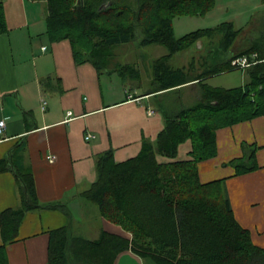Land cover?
Returning <instances> with one entry per match:
<instances>
[{
	"label": "trees",
	"instance_id": "obj_1",
	"mask_svg": "<svg viewBox=\"0 0 264 264\" xmlns=\"http://www.w3.org/2000/svg\"><path fill=\"white\" fill-rule=\"evenodd\" d=\"M44 1L50 40L68 39L76 62L90 61L103 71L113 64L119 44L141 36L140 45L159 43L168 48L167 54L151 62L152 92L178 90L193 81L199 86L192 103L161 107L163 128L155 140H144L135 156L115 161L111 150L97 156L96 180L83 196L124 233L103 229L89 239L74 234L70 225L53 229L48 264H114L128 250L155 264H264V248L255 245L235 219L224 180L201 182L197 169L199 161L216 155L218 128L264 115V39L236 49L242 28L232 21L175 36L176 15L205 12L215 0ZM6 30L0 2V33ZM198 41L204 44L203 56L193 54L187 65L170 63L174 54ZM239 56L254 61L245 69L244 84L227 88L203 82L242 69L231 65ZM115 65L113 70L122 75L140 76L133 64ZM186 141L191 144L189 158L178 160L179 146ZM243 150L241 157L229 161L236 173L258 166L256 145L243 144ZM8 160H0V171L8 169ZM15 175L19 205L0 211V264H8L4 246L16 238L25 212L54 208L70 217L65 203L39 201L30 172L15 171Z\"/></svg>",
	"mask_w": 264,
	"mask_h": 264
},
{
	"label": "crops",
	"instance_id": "obj_2",
	"mask_svg": "<svg viewBox=\"0 0 264 264\" xmlns=\"http://www.w3.org/2000/svg\"><path fill=\"white\" fill-rule=\"evenodd\" d=\"M255 1L247 24L236 26L232 21L236 28H242L234 43L236 49L264 39V0ZM0 2L7 27L0 33V119L6 122L0 133V160L9 159L8 169L0 171V211L19 205L15 171L32 174L41 203H65L70 211V217L54 208L25 212L16 238L4 247L8 264H48L53 229L70 225L74 234L84 236L77 231H85L84 224L98 217L100 225L96 231L91 237H84L95 239L103 229L124 233L119 225L102 218L98 208L83 196L96 180L97 156L107 150L112 151L115 161L135 156L142 142L155 140L163 128L161 107L173 109L192 103L199 86L193 81L178 90L152 92L150 63L146 67L148 79L139 76L144 85L138 81L131 86L133 91L118 90L114 86L118 80L134 79L108 69L114 64L101 71L90 61L76 62L68 39L50 40L44 0ZM242 2L253 1L236 0V4ZM245 69L240 70L247 75ZM228 72L212 75L203 82L234 87L221 82L229 80L222 77ZM216 144V155L198 162L199 180H224L235 219L249 231L252 242L264 248V115L218 128ZM243 144L256 145L258 166L236 173L229 161L244 154ZM190 147L189 141L182 143L176 159H188ZM50 154L55 155L53 161L47 159ZM114 264L155 263H146L144 257L128 250Z\"/></svg>",
	"mask_w": 264,
	"mask_h": 264
},
{
	"label": "rangeland",
	"instance_id": "obj_3",
	"mask_svg": "<svg viewBox=\"0 0 264 264\" xmlns=\"http://www.w3.org/2000/svg\"><path fill=\"white\" fill-rule=\"evenodd\" d=\"M252 4L249 2H242L241 4H236V0H218L215 1L212 9L206 10L205 12L199 13H183L180 15H176L172 19V25L174 29L175 36H181L187 32L206 28V27H214L222 22L233 21L236 26H242L248 23L250 17L252 16V12L256 7L257 2L255 0H250ZM255 5V6H254ZM38 8H42V4L37 5ZM46 8V5L44 4ZM236 11L239 13V19L236 21ZM217 39V38H216ZM141 36H137L134 41L119 44L115 49V52L118 54L114 55L113 64L121 63L125 64V62H132L135 66V70L139 71L140 78L148 79V75L146 74L147 66L150 67L151 61L153 59L162 56L168 53V48L159 43H150L147 45H140ZM201 42V41H200ZM201 46H200V45ZM203 43L196 42L194 46L189 49L178 52L172 56L170 59V63L174 66H182L187 63V60L194 54V56H203L206 51L203 48ZM197 47V48H196ZM201 47V48H199ZM143 63L146 66H143ZM112 64V63H111ZM110 64V65H111ZM113 65V67H118V65ZM144 68V69H143ZM112 71H117L113 70ZM226 75L222 76L225 78H229V80H221L222 83L226 85H240L242 82L247 81L246 74L243 73L240 69L232 70ZM130 74H128L129 76ZM241 76L244 77V80H240ZM130 79V78H129ZM134 80H127V82L118 80V86L114 84L115 88L122 91L127 89V91L131 90V86L137 84L138 81L141 85H144V81L140 80L139 77L133 78ZM137 79V80H136ZM143 82V83H142ZM148 84V83H146ZM150 85V84H149ZM103 220V219H101ZM86 230H78V233H82L86 237H91L92 233L96 231L98 225H100V221L98 217H93L89 219L85 224ZM147 263L150 261L149 258H144Z\"/></svg>",
	"mask_w": 264,
	"mask_h": 264
},
{
	"label": "built area",
	"instance_id": "obj_4",
	"mask_svg": "<svg viewBox=\"0 0 264 264\" xmlns=\"http://www.w3.org/2000/svg\"><path fill=\"white\" fill-rule=\"evenodd\" d=\"M252 56H256V54L253 53ZM252 63H254V61L251 62L247 56H239L231 60V65L242 68V69L247 68ZM5 126H6V122L3 118H1L0 119V133L4 131ZM89 137H90V134L86 135V138H89ZM47 159L49 161H53L55 159V155L53 154L47 155Z\"/></svg>",
	"mask_w": 264,
	"mask_h": 264
}]
</instances>
